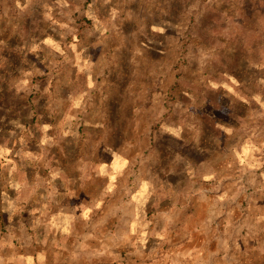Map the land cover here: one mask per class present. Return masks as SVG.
I'll use <instances>...</instances> for the list:
<instances>
[{
    "label": "rangeland",
    "instance_id": "1",
    "mask_svg": "<svg viewBox=\"0 0 264 264\" xmlns=\"http://www.w3.org/2000/svg\"><path fill=\"white\" fill-rule=\"evenodd\" d=\"M0 264H264V0H0Z\"/></svg>",
    "mask_w": 264,
    "mask_h": 264
}]
</instances>
